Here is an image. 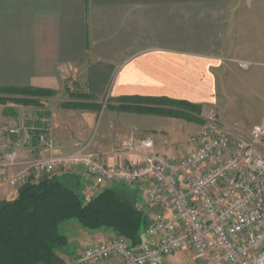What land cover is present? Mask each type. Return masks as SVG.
Returning a JSON list of instances; mask_svg holds the SVG:
<instances>
[{
    "label": "crops",
    "instance_id": "1",
    "mask_svg": "<svg viewBox=\"0 0 264 264\" xmlns=\"http://www.w3.org/2000/svg\"><path fill=\"white\" fill-rule=\"evenodd\" d=\"M238 60L256 64L245 70ZM79 74L83 91L97 101L134 96L188 101L215 110L225 122L239 120V129H228L248 135L264 119V0H0V87L62 92ZM3 110L0 125L35 123L50 128L55 139L49 149L36 137L24 143L20 135L0 134V151L16 150L21 161L67 154L78 143L71 125L56 121L54 109L33 121L13 108ZM86 112L92 123L93 111ZM184 130L189 128L171 117L113 109L102 120L98 141L90 143L108 164L132 165L145 151L129 152L124 140L149 135L157 153L180 158L192 149L190 133L185 144L181 140ZM81 179L89 190L87 176L81 173ZM123 186L140 206L148 184ZM18 191L0 179V202L14 200ZM144 210L153 221L157 209ZM77 229L58 251L64 264H87L80 261L87 247L117 236L109 229L66 225L67 232ZM185 253L195 260L191 250H183L160 264H177Z\"/></svg>",
    "mask_w": 264,
    "mask_h": 264
},
{
    "label": "built area",
    "instance_id": "2",
    "mask_svg": "<svg viewBox=\"0 0 264 264\" xmlns=\"http://www.w3.org/2000/svg\"><path fill=\"white\" fill-rule=\"evenodd\" d=\"M242 69L256 63L238 60ZM210 126L189 137L192 149L180 158L155 151L152 136L128 139L129 152L145 151L139 164L110 165L102 155L77 143L67 154L21 161L16 150L0 151V179L17 187L32 176L58 170L81 172L92 195L109 184H148L140 207L157 209L142 244L135 248L123 236L87 247V264H160L162 257L191 250L199 264H264V119L248 135L219 132ZM37 138L53 149L50 128L23 122L0 125V134Z\"/></svg>",
    "mask_w": 264,
    "mask_h": 264
},
{
    "label": "trees",
    "instance_id": "3",
    "mask_svg": "<svg viewBox=\"0 0 264 264\" xmlns=\"http://www.w3.org/2000/svg\"><path fill=\"white\" fill-rule=\"evenodd\" d=\"M70 99L63 108L100 110L96 98L73 91L65 84ZM58 92L37 87H0V104L36 103ZM118 111H138L169 117L195 115L202 105L167 97H120L110 99ZM185 109V114L182 113ZM194 117V116H193ZM46 175L19 187L12 201L0 202V264H64L58 251L68 245L66 225L76 223L89 231L109 229L127 238L133 247L147 239L152 224L147 212L125 196V184L114 183L99 193L85 197L77 187L61 177ZM80 183V182H79Z\"/></svg>",
    "mask_w": 264,
    "mask_h": 264
},
{
    "label": "rangeland",
    "instance_id": "4",
    "mask_svg": "<svg viewBox=\"0 0 264 264\" xmlns=\"http://www.w3.org/2000/svg\"><path fill=\"white\" fill-rule=\"evenodd\" d=\"M81 74L77 75L75 78L73 77L72 79L68 80V82H66L67 86L70 87L71 90H73V91H79V90L82 91L83 90L82 87L80 86V82L83 81ZM69 99H70L69 93H67L65 90H62V92H58L57 94H55L53 96L39 98L38 102H36V103H29V104L27 103L26 104V103H15V102L8 101L4 104H0V113H3V111H4L3 109H6V108L12 109L13 108V109H15V111L18 115L20 113L22 114L21 118L27 117L28 120L31 119L33 121V119L35 117H37V115L47 112L46 109L47 110L50 109L51 111H53V109H54V111L56 112V116L54 117V118H56V121L58 123H66V121H67L68 124H70L71 127L76 132L75 136L77 137L76 138L77 142L89 143V148L92 151H97L96 149H94L92 147L90 141L92 138H93L92 143H95L96 141H98L100 126H101L102 120L106 117V115L109 113V111L113 110L112 108H110V105L117 106L118 103L110 100L109 98L99 99L98 103L100 104V110H92L93 111L92 113L94 115V119H93V122L91 123V121L86 122L85 116H84L85 112L87 110H90V109H86V108L74 109V108H71L74 111H70L69 110L70 108H63L61 106L64 101H67ZM181 111L184 114L186 112L185 109H182ZM124 112H127V111H124ZM195 112H197V113L195 115H193L194 117L193 116L171 117V118L175 119V121H177L179 123H183L185 125V127L189 128L188 132L184 130L183 133H180L181 140H184V144L186 143V138H187L189 133L193 134V133H195V132H197L203 128H208L210 126V124H211L210 116L214 117V121L217 123V127H218L219 132L225 133L227 131H230L228 129L229 127H230V129H231V127L235 128V129H239V120H235V119L234 120H232V119L227 120V122H229V123L232 122V126H228L227 122H225V120H223V118H221V116L215 110L210 109L209 107L205 108L204 106H201V108L199 110H196ZM134 113H138V115L148 114L145 112H138V111L137 112L134 111ZM75 115L78 116L77 117L78 121L74 120ZM149 115H156V114H150L149 113ZM69 116H71L72 118ZM159 116H161V115H159ZM165 117H169V116H165ZM66 118H68L69 121ZM26 119H23V120L26 121ZM241 121H243V120H240V122ZM235 133H237V132H235ZM240 134L245 135L244 133H240ZM147 136H149V135H147ZM105 137H108L109 139L112 138L110 136H105ZM144 137H146V136H144ZM101 139L103 140V138H101ZM128 139L129 138H127V140ZM22 140H24V139H22ZM115 140H116V138H115ZM125 142H126V140L123 141L124 144H125ZM101 143H103V142H101ZM187 146L188 145L186 144L185 148H187ZM44 175H46V174H38V175L34 176V178L37 179V178L42 177ZM49 175H51V176L56 175V176L61 177L62 180L66 181L67 183L71 184L74 187H77L79 189L80 193H82L87 198L93 196L90 193V191L86 189V186L83 185V183H84L83 180L82 179L80 180L81 172H77V171H73V170H58L55 173H52ZM31 179H32V177L28 181H30ZM27 182H25V183H27ZM112 185H113L112 183L109 185H106V186L102 187L101 190H103L107 186H112ZM78 229L75 231L72 230V231L67 232L64 230V228H62V230L66 233V235L69 238H72L74 235H76V233L79 231ZM81 229L85 230L83 227H81ZM177 264H199V263H198V261H196V258H195V260L192 258L190 253H185L183 261H181V262L178 261Z\"/></svg>",
    "mask_w": 264,
    "mask_h": 264
}]
</instances>
